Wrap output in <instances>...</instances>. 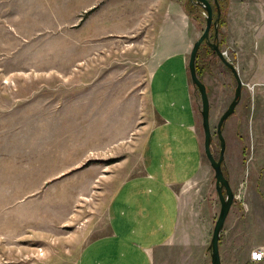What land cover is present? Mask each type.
<instances>
[{
    "label": "rangeland",
    "instance_id": "374dc122",
    "mask_svg": "<svg viewBox=\"0 0 264 264\" xmlns=\"http://www.w3.org/2000/svg\"><path fill=\"white\" fill-rule=\"evenodd\" d=\"M223 5L222 29L236 0ZM205 15L190 0H0V264L76 263L104 220L111 183L101 179L136 168L158 44L195 41ZM206 45L195 64L218 157L216 125L236 81Z\"/></svg>",
    "mask_w": 264,
    "mask_h": 264
},
{
    "label": "crops",
    "instance_id": "0c3cea01",
    "mask_svg": "<svg viewBox=\"0 0 264 264\" xmlns=\"http://www.w3.org/2000/svg\"><path fill=\"white\" fill-rule=\"evenodd\" d=\"M221 30V51L232 54L243 85L222 129V168L237 191L219 254L221 264H247L253 249L264 248V0H236ZM193 42L183 33L158 44L147 86L153 121L136 168L124 175L120 165L101 179L111 183L104 220L75 264H211L220 203L189 75Z\"/></svg>",
    "mask_w": 264,
    "mask_h": 264
},
{
    "label": "water",
    "instance_id": "95a60500",
    "mask_svg": "<svg viewBox=\"0 0 264 264\" xmlns=\"http://www.w3.org/2000/svg\"><path fill=\"white\" fill-rule=\"evenodd\" d=\"M193 4L201 6L205 11V27L202 33L193 42L189 58L188 69L191 83L199 91L201 98V125L203 129V150L204 154L209 162L210 167L213 170L215 190L219 199L220 208L217 218L215 220L212 235L209 243L210 261L211 264H221L219 254V238L223 229L224 221L228 215L231 205L234 203L235 195L230 186V183L223 173L224 163V151H225V139L222 134L223 124L235 111V106L241 95L242 80L238 75L235 65L230 62L222 53L218 38V21L220 17V9L217 0H213L217 14L215 19L213 18L212 4L209 0H190ZM213 27V39H210V29ZM205 42L212 50V52L220 59V61L229 68L230 72L234 76L236 86L234 89L233 97L226 109L220 115L216 125V135L219 140V155L215 157L211 151L212 133L209 123V99L207 94L206 85L198 77L196 71V56L201 44Z\"/></svg>",
    "mask_w": 264,
    "mask_h": 264
},
{
    "label": "trees",
    "instance_id": "16d2710c",
    "mask_svg": "<svg viewBox=\"0 0 264 264\" xmlns=\"http://www.w3.org/2000/svg\"><path fill=\"white\" fill-rule=\"evenodd\" d=\"M221 3V4H220ZM218 6H219V9H220V17H219V21H218V33L220 34V39H218V44L219 46L221 47L222 46V42H223V38H224V33L222 32L221 28L223 27L224 25V16H223V13H224V10H225V7H223V0H218ZM212 9L214 11L215 9V15L217 14V10H216V6L215 4L212 5ZM214 18V17H213ZM207 49H208V52L209 54H213V52L211 51V48L206 45ZM198 56V55H197ZM222 63V62H221ZM223 64V63H222ZM196 69H197V66H196ZM197 71V70H196ZM198 74V73H197ZM223 169V173L224 175L226 176L227 173H226V170L225 168H222Z\"/></svg>",
    "mask_w": 264,
    "mask_h": 264
},
{
    "label": "built area",
    "instance_id": "2783aa9c",
    "mask_svg": "<svg viewBox=\"0 0 264 264\" xmlns=\"http://www.w3.org/2000/svg\"><path fill=\"white\" fill-rule=\"evenodd\" d=\"M223 55L227 57V51H222ZM235 195V194H234ZM236 198V195H235ZM264 260V248L259 247L256 249H253L250 252V261L253 263H258Z\"/></svg>",
    "mask_w": 264,
    "mask_h": 264
},
{
    "label": "flooded vegetation",
    "instance_id": "af4514ba",
    "mask_svg": "<svg viewBox=\"0 0 264 264\" xmlns=\"http://www.w3.org/2000/svg\"><path fill=\"white\" fill-rule=\"evenodd\" d=\"M213 1V0H212Z\"/></svg>",
    "mask_w": 264,
    "mask_h": 264
}]
</instances>
